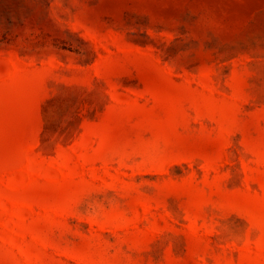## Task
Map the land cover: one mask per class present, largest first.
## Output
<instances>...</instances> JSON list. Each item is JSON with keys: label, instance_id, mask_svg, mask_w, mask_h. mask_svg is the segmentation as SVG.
Returning a JSON list of instances; mask_svg holds the SVG:
<instances>
[{"label": "rangeland", "instance_id": "rangeland-1", "mask_svg": "<svg viewBox=\"0 0 264 264\" xmlns=\"http://www.w3.org/2000/svg\"><path fill=\"white\" fill-rule=\"evenodd\" d=\"M0 264H264V0H0Z\"/></svg>", "mask_w": 264, "mask_h": 264}]
</instances>
